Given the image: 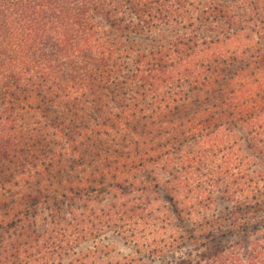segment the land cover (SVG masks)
Listing matches in <instances>:
<instances>
[{
    "label": "trees",
    "instance_id": "1",
    "mask_svg": "<svg viewBox=\"0 0 264 264\" xmlns=\"http://www.w3.org/2000/svg\"><path fill=\"white\" fill-rule=\"evenodd\" d=\"M261 40L264 0H0V264H264Z\"/></svg>",
    "mask_w": 264,
    "mask_h": 264
},
{
    "label": "rangeland",
    "instance_id": "2",
    "mask_svg": "<svg viewBox=\"0 0 264 264\" xmlns=\"http://www.w3.org/2000/svg\"><path fill=\"white\" fill-rule=\"evenodd\" d=\"M258 38V36H255ZM245 42V38H243ZM264 50V40L260 41V48ZM230 207L226 202L222 201L221 199L216 197V201L214 205L211 207V214L215 215H226V208ZM203 214L205 215L204 211ZM186 225H184L185 227ZM253 231V229H251ZM250 231V232H251ZM131 239H124L117 231L113 230H106L104 231L96 240H86L85 242L81 243L78 246V251L86 252L88 250H92L96 245L98 246H105L107 247L106 251L110 253V257L116 261L123 256L127 257H138L136 254L137 246L132 242ZM225 243H232V242H241V241H248L247 238L241 235H235L232 238L224 239ZM146 264H150L149 260L146 258Z\"/></svg>",
    "mask_w": 264,
    "mask_h": 264
}]
</instances>
